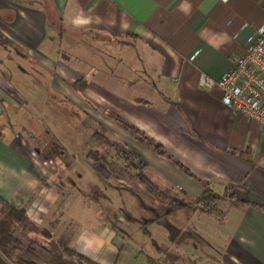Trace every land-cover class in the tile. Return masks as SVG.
Listing matches in <instances>:
<instances>
[{"label": "crops", "instance_id": "obj_1", "mask_svg": "<svg viewBox=\"0 0 264 264\" xmlns=\"http://www.w3.org/2000/svg\"><path fill=\"white\" fill-rule=\"evenodd\" d=\"M54 21L60 23V53L53 54ZM263 23L264 0H0V198L47 230L60 231L71 219L67 207L60 214L59 170L35 156L18 132L30 103L51 101L50 83L51 97L79 104L101 126L93 138L100 133L127 146L148 164L144 175L169 201L178 196L195 205L161 213V202L132 178L137 160L122 158L130 176L116 175L109 163L117 153L98 156L107 150L94 138L89 156L98 170L128 190V199L146 201L145 228L168 220L170 232L179 227V235L185 233L183 240L177 237L179 259L170 264H264V210L256 207H264V129L225 105L220 89L199 86L201 73L219 78L231 69ZM113 46L127 59L109 53ZM80 81L85 90L74 88ZM107 112L163 145L193 177L124 133ZM72 162L77 170L69 183L79 174L83 183L96 185V172ZM206 186L235 195L238 202L219 203L224 219L197 209ZM104 200L111 205L108 194ZM147 205L161 215H151ZM84 208L79 202L77 215L88 214ZM111 220L128 222L120 212ZM81 222L63 228L70 230L69 247L96 263L118 264L126 238L110 224L90 219L78 227ZM158 233L161 238L160 228Z\"/></svg>", "mask_w": 264, "mask_h": 264}, {"label": "rangeland", "instance_id": "obj_2", "mask_svg": "<svg viewBox=\"0 0 264 264\" xmlns=\"http://www.w3.org/2000/svg\"><path fill=\"white\" fill-rule=\"evenodd\" d=\"M59 24L55 21L53 24L55 25L54 32L57 33L53 45L56 50H50V53L52 52L53 54V51L60 53V46H58L60 43ZM97 47L101 48V45L97 44ZM108 52L113 54L116 59H127L125 53H123L124 51L116 50L115 46L110 48ZM117 73L118 71L114 69L113 74ZM101 74V72L97 73V79H102L103 75L101 76ZM47 90L50 93L48 98L51 101L30 103L28 106V112H30H27L28 115L25 120V126L21 129L18 128V132L20 133V137L31 146L35 156L39 159L50 161V165H53L51 162L54 163L59 170L57 177L60 181L64 182V184L60 183V214L62 213L61 209L66 207L68 211L72 213V216L69 215L71 217L70 221L66 220V227H74L76 222L79 221L82 222L80 224L81 226L78 227H85L88 226L86 224L90 223V219H93V222L95 220L96 223L114 226L119 235L126 238L125 248L123 249L122 247V254L118 264H143V259H147L148 256H154V260H156L158 264H170L169 259H179V253L176 252L177 249L175 247L178 242L177 237L179 240H183V235L185 233H180L179 235V227H174L170 232L168 229V220L160 222L156 226L145 228L147 217L144 216L142 208L145 209L144 205L146 201L138 198H136L135 201L128 199L127 197H131L130 192L124 187L110 183L111 181L108 180L105 173L98 170L95 166V160L89 156V152L95 145V139L92 133L95 129L101 132V130H103L101 126L90 119L87 113L80 109L79 104L68 99L60 100L61 95L59 100L51 97L53 94H56L50 83ZM124 133L130 136L126 131H124ZM96 147L107 150L104 153H98V156H102L105 159H110L116 155L110 148L104 147L99 143ZM72 161H75L78 165L82 164L85 166L86 170L96 172L93 179L96 185L88 184L87 181L83 183L82 180H84V177L79 174V179H74V182L71 181L72 184L69 183V180L73 178L70 174L71 171L77 170L76 167H73L74 164ZM99 171L102 173L99 174ZM109 183L112 184L113 189L110 188ZM155 184L157 185V182ZM106 194H108L111 200L110 206H106L107 203H105L104 200ZM67 197L69 202L66 200ZM79 197H86V199L78 200ZM79 202L84 203L88 208V210L84 208L88 214H78L80 218L77 215ZM92 203H94L95 206ZM161 204V213L171 212L172 210L178 209L180 206H184L186 210L196 209L194 204H189L184 199L181 200L178 198V196H174L170 201L168 200L167 203ZM93 207L96 208V210H93ZM152 207V205H147V209L153 213L151 215L156 216V218L159 217L161 213H158L157 210H154ZM100 211L101 213H99ZM115 212L122 213L123 217L127 219L128 222L126 224H120L117 221L111 220V215L113 216ZM53 214H56L55 209L52 210L50 217H52ZM74 217L78 219L74 221ZM180 219L184 221V217H180ZM64 227L65 225L61 223L60 231L56 229L53 230V227L52 230L49 231L54 237L63 236L62 238L68 241L70 230H64ZM159 228L161 230V238H159ZM134 231H137L135 239H133L132 236ZM169 234H171L170 238H168ZM57 237H55L53 242L58 240ZM39 240L43 243L48 242L47 239L41 236H39ZM162 258H164V260Z\"/></svg>", "mask_w": 264, "mask_h": 264}, {"label": "trees", "instance_id": "obj_3", "mask_svg": "<svg viewBox=\"0 0 264 264\" xmlns=\"http://www.w3.org/2000/svg\"><path fill=\"white\" fill-rule=\"evenodd\" d=\"M84 84V81L76 82L74 88L85 90ZM107 115L139 143L157 155L173 161L182 172L193 177L187 168L175 160L163 145L156 142L152 137L116 113L107 112ZM94 138L99 144L117 153L118 159L109 163V168L113 173L119 176H130L124 167L122 158L126 160H130V157L135 158L138 164L134 165L133 168L138 172L132 176L133 180L144 186L147 192L161 203L168 202L166 195L144 175L148 168V164L144 160L129 150L127 146L107 135L96 133ZM221 201L238 202L230 189L224 195H219L209 186H206L195 204L201 213L215 214L224 219L225 213L219 208ZM256 207L264 210L262 206ZM39 236L47 239L48 242H41ZM55 237L49 230L42 228L30 219L25 209H18L0 198V264H99L70 248L65 238L57 237L58 240L53 242ZM121 252L122 248H118V253ZM148 264H158V262L148 258Z\"/></svg>", "mask_w": 264, "mask_h": 264}, {"label": "built area", "instance_id": "obj_4", "mask_svg": "<svg viewBox=\"0 0 264 264\" xmlns=\"http://www.w3.org/2000/svg\"><path fill=\"white\" fill-rule=\"evenodd\" d=\"M199 86L220 89L225 105L239 110L264 129V23L244 46L231 69L219 78L201 73Z\"/></svg>", "mask_w": 264, "mask_h": 264}]
</instances>
